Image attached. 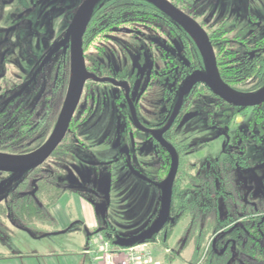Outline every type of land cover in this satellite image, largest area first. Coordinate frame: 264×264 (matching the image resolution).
<instances>
[{"label": "flooded vegetation", "instance_id": "1", "mask_svg": "<svg viewBox=\"0 0 264 264\" xmlns=\"http://www.w3.org/2000/svg\"><path fill=\"white\" fill-rule=\"evenodd\" d=\"M126 1L129 0H123L124 4L121 2L114 4L111 9L114 11L119 6L123 5L124 7L127 5L125 4ZM167 1L192 18L206 32L214 50L219 74L233 92L237 93L233 87L229 86L223 76V72H233L234 67H238L237 72L250 74L255 72L237 87L239 90L247 91V93H237L238 95L253 97L264 91V79L257 74L264 72V41L259 44L260 40L264 39V36L258 37L257 35L256 31L261 22L256 14L247 12V17H245L244 14L239 12L236 15L237 17L235 16V19L231 22L229 15L224 14L221 10L218 11V5L217 7L210 6L209 2L206 3L205 0ZM0 2L9 3L7 0H0ZM80 5L73 12L74 14H72L71 18L69 15L61 21L67 23L68 27L62 30L58 39L43 36L41 44L46 43L47 45L45 44L44 50L39 51L38 57L32 58L33 66H30L31 70L29 73H26L24 69H22L23 72L19 76H15L16 74L9 76L6 73H0V151H2L0 156H5L3 155L4 153L19 156L36 153L48 143L52 137H50L51 133H54L57 128L66 107L72 83L73 45L72 34L69 31ZM157 7L161 12L157 13V16L151 17L152 19L150 20L140 19L132 21L131 17H126L124 21L116 20L118 24L114 23L113 25L106 24V21H104L95 28L93 33L86 27L83 37V51L87 72L91 76L88 77L85 83L81 100L65 138L52 155L41 166L34 169L41 168L44 175L48 176L47 173L52 171L51 167L59 166L60 169H58L56 179L60 181L63 187L68 189L66 194L71 193L85 198L93 208L95 207L93 201L86 198L84 194L86 192L72 189L65 185V178L63 177L71 176V171L79 164L78 161L71 158L78 151L87 148V145L80 138V131L94 111L100 85L110 84L117 88L116 103L125 123L124 139L129 140L131 134L135 136L144 134L148 142L152 144L158 167H156L158 170L156 169L155 181L161 187V198L163 197L162 184L168 178L173 166V151L177 160L176 172L173 178V181H175L176 176L181 175V171L191 175L194 173V167H198L200 172H205L212 162L226 160L228 156L232 155L233 151L244 155L249 160L243 147L245 140L253 136L256 128H259L261 134L264 131V127L259 126L254 120V116L258 113L264 114L262 108L264 103L252 107L235 106L217 95L205 81H197L193 86L186 85L197 74H209L206 59L200 44L194 36L175 22L159 6ZM28 11H32V8ZM241 15H244V18H241ZM139 22H141V25L146 24L148 26L157 23L162 24L170 30L165 34L166 38L149 37L151 44L156 50L155 55L150 52L138 55L139 60L136 61L137 63L133 68L128 67L127 64L125 66L112 64L111 56L114 54L112 50L108 53L103 52L105 57L103 56L102 60L93 59L88 55L90 48L99 41L115 40V36L125 29L127 25L132 26L134 23ZM15 29L16 27H13L9 30V36ZM96 32L97 34L94 35ZM37 35L41 36V34ZM113 43L115 44L116 42L114 41ZM148 58L149 60L147 61ZM4 62L6 61L4 60ZM255 67H257L259 72L255 70ZM155 86H162L167 89L172 86L170 95L167 96L168 100L162 118L163 122L162 124L159 123L160 125L146 122L140 113V103L143 97L147 94L150 87ZM201 98L206 101V103L202 102L206 110L200 111V113L197 108L193 110L191 108ZM251 109L253 113L250 119L249 133L245 135L244 132H239L231 148L227 149L230 143L226 145L225 158L223 160L209 159L203 163L194 157L195 145H189L181 141L176 142L174 130L181 126L188 114L200 115L211 128H226L231 126L236 116L245 114ZM173 117L175 118L172 123ZM75 120L77 123L73 125ZM153 132H163L159 138L166 145L162 144L153 135ZM21 133H24V136ZM223 133L225 132L223 131ZM73 140H77L78 143H76L78 145H75ZM19 143L21 146L20 148L17 147L18 151L7 147L8 145H17ZM128 143L127 141V143L123 144L121 153L126 159L130 172L143 180L150 181L142 170L132 163V154ZM56 153L57 155H55ZM190 157L194 159L189 161ZM248 162L251 164L250 161ZM83 164L88 167L103 165L101 163L81 162L82 166ZM64 167H68L69 172L61 176V168ZM133 170L138 174L133 173ZM3 174L10 175L9 173L0 172V175H2L1 179ZM75 180H77L76 177ZM159 208L160 211L158 212ZM158 209V213L156 212L157 214L154 218L155 221L162 210V201L160 205L158 203ZM96 220L97 224L90 231V235L103 234L108 236L110 240L120 235V231L115 226L110 223L102 226L97 216Z\"/></svg>", "mask_w": 264, "mask_h": 264}, {"label": "rangeland", "instance_id": "2", "mask_svg": "<svg viewBox=\"0 0 264 264\" xmlns=\"http://www.w3.org/2000/svg\"><path fill=\"white\" fill-rule=\"evenodd\" d=\"M7 1L9 3L0 2V73L19 76L23 72L22 69L26 73L30 72L33 57H38L39 51L45 49L47 44H41L43 36L58 39L62 30L68 27L67 23L61 21L69 15L71 18L84 0ZM205 2H209L213 7L218 5V11L221 10L229 15L231 22L239 12L245 17L247 12H253L261 22L256 31L257 35L264 36V0H205ZM31 8L32 11H28ZM244 15H241V18H244ZM13 27L16 29L9 36V30ZM169 31L167 26L158 23L152 26L141 25V22L132 26L127 25L115 36V40H101L96 43L90 48L88 55L93 59L102 60L105 57L103 52L108 53L112 50L114 52L111 56L112 64L117 66L127 64L128 67L133 68L139 60L138 55L146 52L156 54L149 37L166 38L165 34ZM4 60L6 62L3 63ZM171 88L172 86L170 89L162 86L149 88L140 103V113L146 122L162 124L167 96L170 95ZM117 94V88L113 85L99 86V96L94 111L80 131V138L87 148L78 151L71 158L79 164L71 171V176L63 178L65 185L86 192L84 194L93 201L95 206L93 210L102 226L110 223L120 231V236L132 237L145 232L154 224V218L160 211L158 203L160 205L162 201L161 187L155 181L157 161L152 144L148 142L146 135L131 134L129 140L124 139L125 123L116 103ZM202 99L204 98L198 99V106L196 104L191 109L197 108L199 112L206 110L202 105V102L206 103V101ZM262 108L264 110V105ZM252 113L251 109L245 114L236 116L231 126L226 128H211L200 115L188 114L181 126L174 130L176 142L195 145L194 157L203 163L209 159L223 160L226 145L230 143L227 147L230 149L239 132H244L245 135L249 133ZM52 134L53 132L50 137ZM127 141L132 154V163L142 170L150 181L143 180L130 172L126 159L121 153L122 146ZM243 147L251 167L239 169L237 176L241 180L244 178L246 193L251 194L255 199H261L264 196V188L260 184L264 178V131L261 134L259 128H256L253 136L245 140ZM192 159L194 158L190 157L189 161ZM81 162L103 165L88 167L84 164L82 166ZM86 167L88 169H84ZM68 172V167L61 168V176ZM1 176V182L9 178L14 180L23 178L21 173L9 176L3 174L2 179ZM68 201V195L60 200L64 209H70ZM186 224L187 220L175 221L171 244L181 238ZM26 226L28 227L25 228L20 223L8 219L4 229H0V254L10 255L9 253L14 252L17 253L14 257L18 258L13 262L4 258L3 264H90L82 253L88 246L85 234L78 232L79 224L75 223L71 229L62 232L58 231L59 226L56 228L54 224L49 223H43L39 228L37 227L38 229L30 225ZM96 235H92L91 238L93 245L101 243V238ZM153 248L156 252L155 259H164V250L156 244ZM192 250L193 246L190 245L184 252V261L188 262Z\"/></svg>", "mask_w": 264, "mask_h": 264}, {"label": "trees", "instance_id": "3", "mask_svg": "<svg viewBox=\"0 0 264 264\" xmlns=\"http://www.w3.org/2000/svg\"><path fill=\"white\" fill-rule=\"evenodd\" d=\"M120 2L123 0H102L92 11L87 28L93 33L104 21L113 25L116 20L124 21L126 17H131L132 21L150 20L161 12L149 0H129L125 2L127 5L113 11L112 6ZM263 41L261 39L259 44ZM232 71L223 72L229 86L239 94L247 93L237 87L255 72H237L238 67ZM257 74L264 79V72ZM254 120L264 127L263 113L255 115ZM76 123L75 120L73 125ZM76 142L73 140L78 145ZM20 146L19 143L7 147L18 151ZM248 161L247 157L233 151L226 160L212 162L205 172H200L198 167H194L191 175L181 171L171 186L168 218L159 232L146 242L162 248L167 263L184 261V252L192 245V256L187 260L190 264H264V196L255 199L246 193L244 178L241 180L237 176L239 169L251 167ZM51 169L48 176L39 168L22 173L20 180L9 178L0 181V229H4L8 219L25 228L30 225L38 229L43 223L54 224L56 228L59 226L52 207L68 189L56 179L59 166ZM260 184L264 188V178ZM176 220H187V224L181 238L171 244ZM123 239V236H116L110 240L111 245L120 247Z\"/></svg>", "mask_w": 264, "mask_h": 264}, {"label": "water", "instance_id": "4", "mask_svg": "<svg viewBox=\"0 0 264 264\" xmlns=\"http://www.w3.org/2000/svg\"><path fill=\"white\" fill-rule=\"evenodd\" d=\"M102 0H84L80 7L78 8L72 26L70 28V33L72 34V45H73V77L70 87L69 96L67 99L66 107L62 114V117L55 129L52 137L48 143L38 152L29 155H5L0 156V172L17 174L30 172L39 166H41L56 150L59 144L65 138L68 129L70 127L71 121L73 119L76 108L81 100L85 83L88 77L91 76L87 72L85 57L83 51V37L89 18L92 11ZM164 10L175 22L180 26L185 28L190 34L194 36L197 42L200 44L203 55L207 62L208 75L197 74L193 76L187 86H193L197 81H205L209 84L211 89L227 101L230 104L240 107H252L261 105L264 103V91L253 97H242L237 93L233 92L226 83L222 80L215 59V54L213 47L206 32L188 15L182 12L180 9L176 8L167 0H150ZM189 84V85H188ZM186 87V86H185ZM183 95V94H182ZM182 97V96H181ZM180 106V103H179ZM178 110V108H177ZM176 110V113H177ZM172 119V123L174 121ZM163 132H153V135L160 140V142L166 145L159 137ZM174 161L171 172L168 178L162 184V210L159 217L154 222V224L145 232L137 234L135 236L125 238L119 243L120 247H131L141 242H145L153 234L157 233L161 227L164 225L166 218L169 213L170 207V189L171 183L173 181L176 172V156L173 151ZM133 173H136L133 170ZM138 174V173H136Z\"/></svg>", "mask_w": 264, "mask_h": 264}, {"label": "built area", "instance_id": "5", "mask_svg": "<svg viewBox=\"0 0 264 264\" xmlns=\"http://www.w3.org/2000/svg\"><path fill=\"white\" fill-rule=\"evenodd\" d=\"M101 243L86 251L91 256V264H190L184 261L167 263L164 259L156 260L153 244L141 242L131 247H113L110 238L103 234L96 235ZM168 252V250H166Z\"/></svg>", "mask_w": 264, "mask_h": 264}, {"label": "crops", "instance_id": "6", "mask_svg": "<svg viewBox=\"0 0 264 264\" xmlns=\"http://www.w3.org/2000/svg\"><path fill=\"white\" fill-rule=\"evenodd\" d=\"M67 195L69 196L68 207L70 209H64L60 202V200ZM61 199L52 207V212L60 227L58 231H68L75 223L79 224L80 227L78 226V232H80V234H85L88 246H86V249H83L82 253L85 255L86 260L91 262V256L86 255V251L93 247L90 231H92L97 224L95 211L89 201L78 195L65 193ZM9 254L10 255H2V257H0V264H3L4 258L5 260H12V262L18 259L14 257L17 253L11 252Z\"/></svg>", "mask_w": 264, "mask_h": 264}]
</instances>
